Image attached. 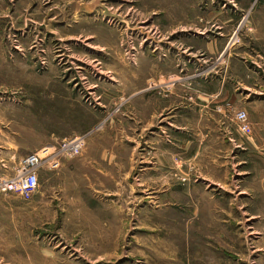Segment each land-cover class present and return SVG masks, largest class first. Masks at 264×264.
I'll return each mask as SVG.
<instances>
[{"label":"rangeland","instance_id":"374dc122","mask_svg":"<svg viewBox=\"0 0 264 264\" xmlns=\"http://www.w3.org/2000/svg\"><path fill=\"white\" fill-rule=\"evenodd\" d=\"M223 79L236 100L264 82V0H0V146L83 138L110 170L66 190L100 209L62 201L61 167L30 200L0 190V264H264V197L237 152L207 171L175 153L179 116ZM235 110L216 107L239 127Z\"/></svg>","mask_w":264,"mask_h":264},{"label":"crops","instance_id":"0c3cea01","mask_svg":"<svg viewBox=\"0 0 264 264\" xmlns=\"http://www.w3.org/2000/svg\"><path fill=\"white\" fill-rule=\"evenodd\" d=\"M195 38L200 39L197 41V45H199L198 42L204 44L200 37L195 36ZM205 44L207 52L208 50L209 53L215 51L216 45L214 42L209 41ZM228 57L230 58L231 56ZM216 83L218 84V88L215 92H206L205 96H201L196 100L195 104L191 106L190 111L179 116L184 121V124L176 127V137L180 141L179 144L178 141H175L178 144L175 143V153H178L176 148L179 147V153L186 157L185 161L182 162L180 155L179 161L181 162L179 166L186 163V165H190L195 171L202 169L207 171L206 166H209V169L216 168L214 165L218 164L224 155H228L230 149H233L234 153L237 152V164L245 167L244 172L240 174L246 175L248 180L253 181L258 187V190L255 191L258 192L256 194L259 197H264V82L259 85L258 90L255 91L256 93L249 86L245 87L244 90L246 92L243 93L244 96H242L241 100L232 98L234 94H230L229 85L226 84L224 79L222 82ZM222 104L232 105L233 108L237 107L236 113L243 111L247 114L250 126L248 134L240 133L241 129L236 123L230 121L231 119H226V117L224 120V114L217 113L216 107ZM224 112L227 111L224 110ZM231 117L233 118L232 115ZM234 120H236V115L234 116ZM20 151L18 146H15L13 150L8 149V151L0 146V174L7 173L11 169L12 162L18 158H22L20 157ZM83 152L80 158L63 162L59 169V176H61L63 186L62 190L64 191L61 198L62 201H68L70 207L73 208H76L74 205L76 202L86 201L89 205H85L84 208L89 210L100 209L104 201L102 194L95 189L84 188L85 198L81 197V189L78 194L68 193V197H66V190L72 183L70 179L73 182L75 180L79 182L84 180L83 184L90 186L91 180L95 179V177L98 179L102 178L103 171L106 172V176H110V170H103L102 168L103 162L100 156L103 153L102 151H93V147H87ZM234 161L233 165L235 164ZM221 163L223 162L221 161ZM229 163L231 162L227 159L225 165ZM221 168H224V165ZM202 176L206 179L195 182L204 184L207 187L213 185V182L210 181V178H212L210 175L206 174V176ZM50 179L54 185L57 184L54 177L51 176ZM259 187H261L260 190ZM110 201L112 200L108 199L106 202ZM78 208L80 207L78 206Z\"/></svg>","mask_w":264,"mask_h":264},{"label":"built area","instance_id":"2783aa9c","mask_svg":"<svg viewBox=\"0 0 264 264\" xmlns=\"http://www.w3.org/2000/svg\"><path fill=\"white\" fill-rule=\"evenodd\" d=\"M242 132H247L248 119L243 111L236 114ZM85 147V140L74 137L65 139L56 145H49L38 152L29 154L20 159L17 174L11 180L4 181L0 190L3 193L21 196L30 200L39 187L38 169L47 166L48 169L57 170L65 160L78 157Z\"/></svg>","mask_w":264,"mask_h":264},{"label":"bare ground","instance_id":"6f19581e","mask_svg":"<svg viewBox=\"0 0 264 264\" xmlns=\"http://www.w3.org/2000/svg\"><path fill=\"white\" fill-rule=\"evenodd\" d=\"M91 68H92V67H91ZM2 184H5V182H4V181L0 182V186H1Z\"/></svg>","mask_w":264,"mask_h":264}]
</instances>
